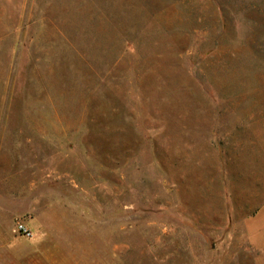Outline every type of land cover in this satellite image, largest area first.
<instances>
[{
  "label": "rangeland",
  "instance_id": "obj_1",
  "mask_svg": "<svg viewBox=\"0 0 264 264\" xmlns=\"http://www.w3.org/2000/svg\"><path fill=\"white\" fill-rule=\"evenodd\" d=\"M263 207L264 0H0V264H256Z\"/></svg>",
  "mask_w": 264,
  "mask_h": 264
},
{
  "label": "crops",
  "instance_id": "obj_2",
  "mask_svg": "<svg viewBox=\"0 0 264 264\" xmlns=\"http://www.w3.org/2000/svg\"><path fill=\"white\" fill-rule=\"evenodd\" d=\"M250 245L257 251L256 264H264V207L246 221Z\"/></svg>",
  "mask_w": 264,
  "mask_h": 264
},
{
  "label": "built area",
  "instance_id": "obj_3",
  "mask_svg": "<svg viewBox=\"0 0 264 264\" xmlns=\"http://www.w3.org/2000/svg\"><path fill=\"white\" fill-rule=\"evenodd\" d=\"M18 229L27 237H30L32 235L31 230L23 224H19Z\"/></svg>",
  "mask_w": 264,
  "mask_h": 264
}]
</instances>
